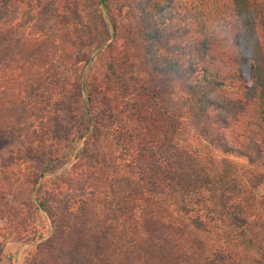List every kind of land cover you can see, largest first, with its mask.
Instances as JSON below:
<instances>
[{
  "label": "trees",
  "instance_id": "1",
  "mask_svg": "<svg viewBox=\"0 0 264 264\" xmlns=\"http://www.w3.org/2000/svg\"><path fill=\"white\" fill-rule=\"evenodd\" d=\"M13 1L23 0H0V23ZM25 1L38 7L42 24L66 20L48 2ZM97 1L101 22L113 33L105 45L110 47L117 24L107 0ZM171 1L126 3L150 71L164 82L129 89L109 62L105 78L87 91L81 72L91 56L72 47L71 56L24 79L0 102H5L0 135L24 133L28 156L41 160L40 168L29 167L14 186L2 188L0 180V220L11 227L7 238L34 242L22 264H264V195L254 191L264 179V0H227L235 43L249 60L245 77L255 103L251 120L239 131L229 129L225 103L211 96L222 78L207 66L194 74L181 53L163 48ZM209 35L195 46L200 56L210 47ZM9 51L0 31V64ZM115 64L123 66L122 59ZM181 99L193 125H209L206 139L198 137L189 149L175 135L183 124L182 112L174 108ZM77 103L83 127L80 120L65 123L61 117ZM162 105H168L167 117L159 113ZM74 131L82 143L72 154ZM230 155L243 157L245 165L236 170ZM60 160H69L70 173H53L50 165ZM61 185L67 190L62 194ZM37 210L48 217L45 236L29 224ZM2 246L0 240V261Z\"/></svg>",
  "mask_w": 264,
  "mask_h": 264
},
{
  "label": "rangeland",
  "instance_id": "2",
  "mask_svg": "<svg viewBox=\"0 0 264 264\" xmlns=\"http://www.w3.org/2000/svg\"><path fill=\"white\" fill-rule=\"evenodd\" d=\"M127 1L129 0H107L110 14L117 24L116 39L110 47L105 45L113 39V33L101 22L103 11L97 0H41L48 2L49 7H54L57 12L66 16V20L61 25L53 22L52 19L42 24L38 18V7L32 2L25 0L11 2L7 6V18L0 23V31L6 34V43L10 49L4 65L0 64V102L7 101L9 96L16 93L24 79L38 76L48 64H56L68 54L71 56L72 47L79 53L91 56L81 72L87 91L92 85L105 78L109 62L118 68L120 76L124 77V84L130 85L129 89L131 85L137 88L142 85L150 86L160 80L164 82L162 77H157L150 71L143 43L127 13ZM140 1L145 3L147 0ZM148 1L149 4L164 2V0ZM150 10L154 11V8ZM166 10L171 15V20L162 27L163 48L165 47L169 52L181 53L184 63L193 68L194 74H199L201 66H207L222 78L223 84L211 96L216 101L225 103L224 113L230 118L229 129L241 130L242 122L251 120L255 103L245 77L249 60L240 53L235 43L236 22L229 3L227 0H172ZM204 33H210V47L204 56H200L195 46ZM73 37L76 39L74 40ZM25 52L30 53L28 59L25 57L27 60L22 58ZM121 59L123 66H116V60L121 61ZM233 73L239 76L238 81L231 78ZM129 75H131L130 79L127 78ZM235 82L241 86V89L236 87ZM179 97L183 98V95ZM4 105L5 102L0 105L1 110ZM175 106L178 112H182L183 120L181 128L176 126L175 131L179 144H183L186 149L196 147L198 137L201 140L206 139L205 131L208 130L209 125L204 124L203 121H199L197 126L193 125L190 108H187V103L182 99L179 107ZM5 110H8L6 106ZM158 110L160 115L167 117L168 105H162ZM239 114L243 115V120L235 118ZM61 117L65 123L80 120L81 127L86 124L82 108L78 103L69 105V108L61 112ZM1 118L7 119L5 116ZM79 132H83V129ZM77 134L78 132L75 131L69 134V137L73 138L70 142V146L73 147L72 154L81 149L82 137L76 141ZM27 148L28 142L24 133L15 135L4 131L0 135L2 188L5 184L16 185L20 175L29 167L40 168L41 160L29 157ZM229 158L236 162V170L245 165L243 157L230 155ZM69 160L54 162L50 168L54 169V174L63 171L68 173L71 169ZM60 188L61 194L67 191L64 185ZM70 189L75 190L73 186ZM254 191L256 196L264 195V179ZM2 223L0 220V227L3 226V232L0 233V240L3 242L0 264H22L27 253L32 250L34 242L8 239L7 237L11 236L7 234L11 228L10 223L5 225ZM29 224L38 228L36 234L45 236L48 233V217L40 210L30 215Z\"/></svg>",
  "mask_w": 264,
  "mask_h": 264
}]
</instances>
